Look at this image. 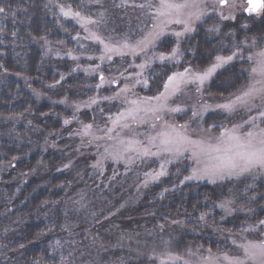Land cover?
I'll list each match as a JSON object with an SVG mask.
<instances>
[{
    "label": "rangeland",
    "instance_id": "374dc122",
    "mask_svg": "<svg viewBox=\"0 0 264 264\" xmlns=\"http://www.w3.org/2000/svg\"><path fill=\"white\" fill-rule=\"evenodd\" d=\"M177 2H183V0H177ZM61 3L59 15L63 20L71 23L76 29L77 36L70 45L72 52L67 55L69 60L65 68L68 70L67 67H71L69 70L71 75L68 77H73L74 82L71 83L74 84L70 87L73 95L70 98L59 97L56 102L62 107V112H59L61 115L58 116L59 121L63 125L62 128L65 131L68 130L66 140L60 144V147L67 157L76 154L78 164L70 171L73 179L70 189H64L60 199L59 191L54 192L53 207L56 211L63 207L59 216L60 220L50 229L43 224L47 230L45 234L53 235L50 244L43 247L49 250L47 264H146L143 261L141 263L145 256H148L149 261H154L153 264H161V261H165L166 264H185V262L187 264H210V262L211 264H227L223 257L227 255L231 258L239 254L241 250L238 245L255 240L258 236H264V233L260 232V228L264 227L259 223L261 220L255 219L256 222L251 223L250 228H256L259 231L256 234L245 231L242 225L231 226L230 232L226 231L229 237L223 247H217L215 244L212 246L214 248L209 250L196 245L179 251L168 242L155 241L151 237L148 239L133 236L121 230L118 232L115 227L119 226L114 224L115 219L113 217L108 219L107 215L113 207L128 201L131 189L134 193L141 186H145L146 180L147 185L159 181L166 175L172 164L184 163L188 166L187 172L181 174V177L183 176L179 180L181 185L240 182L245 178L248 179L250 187L254 186L258 180L264 182V170L257 168L240 176L200 175L195 179H186L192 176L195 170L203 168V164L197 162L191 151L179 156L163 153L159 157L151 156L146 159L139 157L136 152H127L119 160L114 158L115 154L123 148L121 140L135 139L147 146L149 137L156 136L162 131L170 132L172 126L193 141L212 145L218 143L217 138L225 131L235 129L236 135L244 137L250 131L258 133L264 129V122H261L259 116L260 112L264 111V93L258 91L256 98L251 100L247 107L238 106L237 110L231 114L216 107L217 104L242 94L249 86H254L257 90L264 89V76L259 74L260 57L258 55L264 51V32L251 33L248 38L243 34L244 31L239 32L248 26L244 18V15H249L245 11L248 7L247 0H229V6L224 8L217 6L215 11L211 6V0H207L206 5H201L207 14L199 20L193 17L191 26L194 30L179 38L174 33L183 32L184 25L164 23L165 18L156 17L155 5L158 0H152L153 7L144 8L138 5L147 4L148 0H69ZM69 9L72 14L79 13V17L64 16L63 11ZM187 11L196 12L198 9L193 7ZM221 11L225 16L234 18H221L219 14ZM252 14L256 21H260V18L264 16V14ZM85 21H92V23ZM198 28L203 39H210L207 35L210 34L218 40L217 44L213 43L215 48L220 49V54L217 56L227 57L233 53L237 55L229 64L218 68L200 91L194 83L181 85L174 95L161 102L166 106L165 110L159 113V118L149 114L144 117L143 123L129 120L128 123L132 125L130 129L116 128L115 131L108 132V129L113 128L112 121L118 114L131 107L129 100L159 96L164 93V85L169 76L177 72L183 73L186 68L192 73H202L216 63L217 56L212 57L211 63H206L205 67H196L194 62L198 64L197 60L187 61L180 53L173 61L159 60L161 54L170 55L172 49L178 47V44L173 47L175 42L178 43L193 35ZM235 30L238 31V35L243 34L242 39H238ZM156 32H162L159 39L146 47L144 51L137 50V55H132L130 50H125L127 54L123 57L112 54L111 61L105 58L103 62L99 57L105 54L104 46L93 38L99 37L105 44L119 47L124 43L135 45L150 33ZM248 57L252 59L249 60ZM242 61H248L250 64L246 86L229 97L221 98L219 95L225 96L228 92L214 83L215 76L232 64ZM140 65L144 67L141 68ZM182 65L185 67H181ZM157 69L161 73H157ZM253 69L257 71L253 72ZM101 75L105 77V81L98 88L97 85L101 84ZM237 76L239 79V74ZM64 81H69V78L62 77L60 83ZM50 89L54 90L53 86ZM123 89L129 91L125 92ZM117 93H119L118 97ZM39 96L50 97L42 93H39ZM93 99L97 101L94 104L91 102ZM152 104L156 105L157 101L152 100ZM175 108L181 111H170ZM194 112L197 115L194 116ZM141 115L143 116V113ZM253 117H256L255 125L258 127L248 123ZM65 120L70 123L65 124ZM87 124H91L92 128L85 134L84 126ZM68 140L73 144L75 152L66 151ZM33 141L34 139H31L26 144H33ZM54 144L52 149L59 146V144L56 145L57 142ZM161 165H164L165 175L152 180L148 174L160 172ZM146 167L148 168L145 169ZM242 187L237 199H232L234 195L230 187L220 199L219 205L231 201L228 204L231 212L217 206L223 222L244 212V207L242 209L240 205H236L239 201L248 202L245 184ZM262 195L264 196V193ZM202 204L205 205V201H202ZM236 219L240 218L236 216ZM260 219L264 220L263 217ZM244 220L245 216L240 219L241 223ZM54 231H57L56 234ZM240 233L241 236L237 238L236 234L240 235ZM4 236L6 238V234ZM17 251L18 249L11 248L9 245H2L0 257L10 253L14 258ZM177 257L179 259H173ZM38 264H46V262L39 261Z\"/></svg>",
    "mask_w": 264,
    "mask_h": 264
},
{
    "label": "trees",
    "instance_id": "16d2710c",
    "mask_svg": "<svg viewBox=\"0 0 264 264\" xmlns=\"http://www.w3.org/2000/svg\"><path fill=\"white\" fill-rule=\"evenodd\" d=\"M63 1L69 0H0V8L5 9L0 13V247L9 245L18 249L14 258L10 253L0 257V264H38L39 261L47 264L49 250L43 247L50 244L53 235L45 234L46 228H52L63 211L62 206L58 211L53 207L54 192L59 191L60 199L64 189L72 186L70 171L78 164L76 154L67 157L60 147L68 130L59 121L62 107L56 102L59 97L73 95L70 88L73 77H68L71 67L65 68L67 55L72 52L70 45L77 36L71 23L59 15ZM244 18L248 26L239 32L244 31L245 37L264 32V16L260 21L254 20V14H246ZM235 31L238 39H242L243 34ZM207 35L210 39H203L198 28L173 47L178 44L179 53L187 61L197 60L199 63L194 62V66L205 67L212 57L220 54V49L213 46L218 40ZM249 71L248 61H242L218 73L214 83L228 92L219 96L229 97L243 89ZM157 73H161L159 69ZM62 77L69 81L60 83ZM39 93L50 97L41 98ZM31 139L33 144H26ZM68 141L66 151L75 152ZM54 142L59 146L52 149ZM187 170L184 163L172 164L159 181L141 186L134 193L131 189L128 201L113 207L107 215L108 219H115L114 224L119 226L115 229L168 242L179 251L196 245L212 250L213 245L223 247L228 242L226 231L230 232L231 226L242 225L247 229L255 219L263 220L260 219L264 218L262 180L252 187L246 178L240 182L181 185V174ZM244 184L248 202H236L244 207V212L223 222L217 209L220 199L228 187L233 190L232 199H237ZM243 214L245 220L241 223ZM147 257L141 263L153 264Z\"/></svg>",
    "mask_w": 264,
    "mask_h": 264
},
{
    "label": "snow or ice",
    "instance_id": "6c2138e0",
    "mask_svg": "<svg viewBox=\"0 0 264 264\" xmlns=\"http://www.w3.org/2000/svg\"><path fill=\"white\" fill-rule=\"evenodd\" d=\"M207 0H183V2H177V0H158V3L155 5L156 17L165 18L164 23H175L183 24V32H175L176 37H181L185 33H190L194 29L191 26V21L193 17L197 20L201 19L202 16L206 15V11L201 5H206ZM248 7L245 9L249 14L257 13L264 14V0H247ZM141 8L144 7H153L152 0H148L147 4L138 5ZM211 6L215 11L217 6L224 8L229 6V0H211ZM197 8L198 11L191 12L187 11L190 8ZM63 11V10H62ZM5 9L0 8V13H4ZM221 18L229 19L234 18L231 16H225L221 11ZM64 16L74 15L79 17V13L72 14L71 10L63 11ZM86 23H92V21H85ZM162 32L150 33L148 36L144 37L142 40L136 42L135 45H129L124 43L119 47H112L108 44H105L103 40H100L99 37H93L100 44L104 46V55L99 57L103 62L105 58L109 61L112 59V54L123 57L126 55L125 50H130L132 55H137L138 51H144L146 47L154 44V42L159 39ZM179 49L174 48L171 51L170 55L159 56L161 62L164 61H173L178 57ZM237 53L233 55L222 57H216V63L211 67L207 68L205 71L192 73L190 69H185L183 73H175L172 76L168 77L167 83L164 85V93L159 96L150 97L146 99H135L129 100L128 103L131 105L125 112L118 114L115 120L112 121L113 128L108 129V132L115 131L116 128L121 129H130L132 125L128 121L132 122H144V117L153 114L156 118H159V113L165 110V104L161 103L166 101L169 96L174 95L183 84L194 83L197 84V90L200 91L202 86L207 82L217 71L218 68L229 64ZM259 60V74L264 76V51L258 53ZM75 59V57H73ZM91 59V57H90ZM249 60L252 57H248ZM99 67V65L97 66ZM141 68L144 65H140ZM257 69H253V72H256ZM101 84L97 87H101L105 81L103 75L100 76ZM146 84V82H145ZM127 92L128 89H123ZM264 93V89L257 90L254 86H249L242 94L235 96L233 99H229L224 103H219L216 105L217 108L223 110L226 113H233L237 110L238 106L247 107L251 100L256 98L257 92ZM119 93H117V97ZM105 99H110L105 97ZM152 100H156L157 104L153 105ZM93 104L97 101L93 99L91 101ZM207 107V106H206ZM251 110L250 108L248 109ZM170 111L178 112L181 111L179 108L170 109ZM143 113V116L141 115ZM197 115V113H193ZM261 122H264V111H261L260 114ZM256 117H253L252 120H249L248 123L254 127ZM65 124L70 123V121L65 120ZM186 127V126H184ZM92 128L91 124L84 126L85 134H87ZM218 143L215 145L205 144L201 141H193L189 139L186 135H182L178 132L174 126L172 130L159 132L156 136H151L148 138L147 146L143 145L141 141L135 139L121 140L120 143L123 146L122 150L118 151L115 154V159L119 160L124 153L127 152H136L137 155L141 158H148L151 156L159 157L163 153H168L171 155L179 156L184 152L191 151L192 155L196 158L198 163L203 164V168L197 169L193 172V175L186 177V179H195L200 175L204 176H240L244 173L251 172L253 168L264 170V129L258 133L248 132L246 136L241 137L235 134V129L231 131H225L217 138ZM155 149V151H153ZM161 171L148 174L152 180L158 179L160 176L165 175L164 165H161ZM148 181H145V186H147ZM231 201H227L219 205V207L225 209L228 212H231V209L228 207ZM251 211V210H250ZM201 219H204L202 216ZM261 226H264V220L260 222ZM245 231L256 233V228L245 229ZM260 232L264 233V227L260 228ZM241 252L233 257H228L225 255L223 260L227 264H264V236H258L255 240H249L246 244L238 245ZM173 259H179L173 258ZM161 264H166L165 261H161ZM187 264V262H185ZM211 264V262H210Z\"/></svg>",
    "mask_w": 264,
    "mask_h": 264
},
{
    "label": "water",
    "instance_id": "95a60500",
    "mask_svg": "<svg viewBox=\"0 0 264 264\" xmlns=\"http://www.w3.org/2000/svg\"><path fill=\"white\" fill-rule=\"evenodd\" d=\"M247 6H248V4H247Z\"/></svg>",
    "mask_w": 264,
    "mask_h": 264
}]
</instances>
